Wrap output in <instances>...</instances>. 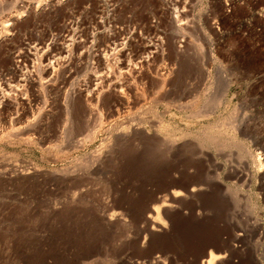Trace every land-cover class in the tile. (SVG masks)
Returning <instances> with one entry per match:
<instances>
[{
    "label": "rangeland",
    "instance_id": "374dc122",
    "mask_svg": "<svg viewBox=\"0 0 264 264\" xmlns=\"http://www.w3.org/2000/svg\"><path fill=\"white\" fill-rule=\"evenodd\" d=\"M0 32V264H264V0H0Z\"/></svg>",
    "mask_w": 264,
    "mask_h": 264
},
{
    "label": "bare ground",
    "instance_id": "6f19581e",
    "mask_svg": "<svg viewBox=\"0 0 264 264\" xmlns=\"http://www.w3.org/2000/svg\"><path fill=\"white\" fill-rule=\"evenodd\" d=\"M56 8H57V7H56ZM30 11H31V10H30ZM32 11H33V10H32ZM24 13H25V12H18L15 16H16L17 19H20V18H23V16L25 15ZM31 13H32V12H31ZM14 18H15V17H14ZM15 20H16V19H15ZM13 23H14V22H13ZM5 24H6V23H5ZM10 24H11V22L8 21V23H7L6 25H4V24H3V25H4L5 27H6V26L8 27ZM7 27H6V28H7ZM6 31H7V30H6ZM7 33H8V32H7ZM1 34H2V32H0V39H2V35H1ZM114 37H115V36H114ZM109 39H110V38H109ZM113 39H114V38H113ZM115 40H116V39H115ZM71 45H72V44H71ZM115 45H117V44H115ZM74 46H75V45H74ZM118 46H119V45H118ZM66 48H67V47H66ZM71 48H72V47H71ZM115 48H116V46H115ZM115 48H114V49L112 48V49L115 50ZM68 49H70V47H69ZM112 49H111V50H112ZM35 50H36V49H35ZM37 50H38V49H37ZM62 50H63V49L61 48V51H62ZM64 50H66V49H64ZM71 50H72V49H71ZM113 50H112V51H113ZM123 51H124V50H123L122 48H119V50L116 51L115 54L118 52V53L120 54V56H121V55H124V54H123ZM36 52H39V50L36 51ZM44 52H45V51H44ZM44 52H43V55H42V56H43V57H47L46 54L48 55V53H44ZM66 52H68V51L66 50ZM106 52H107V51H106ZM28 53H30V52H28ZM28 53H27V54H28ZM33 53L35 54L34 51H33ZM39 53H40V52H39ZM60 53H62V52H60ZM64 53H65V52H64ZM27 54H26V56H28ZM109 54H110V53H109ZM109 54H107V55H104V54H103V57H102V58H101V57L99 58V62H104V61H105V62H110L112 59L110 58L111 60L109 61V56H110ZM112 54H113V53H112ZM112 54H111V56L113 57ZM119 54H118V55H119ZM35 55L38 56L37 53H36ZM58 55H59V54H58ZM69 55H70V54H69ZM116 55H117V54H116ZM24 56H25V55H24ZM40 56H41V55H40ZM40 56H39L38 58L41 59L42 56H41V57H40ZM99 56H100V55H99ZM111 56H110V57H111ZM120 56H119V57H120ZM60 57H61V56H60ZM64 57H65V56H64ZM117 57H118V56H117ZM38 58H37V59H38ZM58 58H59V57H58ZM69 58L71 59L72 57H69ZM10 59H11V61H10L11 64H10V66L5 70V71H6V74H13V75H16V74H17V71H18V68H19V67L16 65V61H17V60L15 61L16 58H15V59H14V58H10ZM10 59H9V60H10ZM37 59H36V62H38V60H39V59H38V60H37ZM43 60H44V59H43ZM61 60H62V57H61ZM61 60L59 59V61H61ZM119 60H121L120 62L123 61L122 59H119ZM41 61H42V60H41ZM41 61H39V62H41ZM117 62H118V61H117ZM120 62H118V63H120ZM65 63H66V62H65ZM123 63L125 64L124 61H123ZM37 64H38V63H37ZM41 64H42V63H41ZM41 64H40V65H41ZM101 64H102V63H101ZM106 64H109V63H106ZM40 65H39V66H40ZM111 65H112V64H111ZM117 65H118V64H117ZM121 65H122V63H121ZM121 65H120V66H121ZM19 66H20V65H19ZM63 66H64V65H62V68H63ZM118 66H119V65H118ZM120 66H119V68H120ZM34 67H35V65H34ZM35 69H36L37 71H36ZM35 69L32 70V72L35 71V73H36L37 75L40 74V71H41L40 67L38 68L37 65H36V68H35ZM39 69H40V70H39ZM42 69H43V68H42ZM134 69H135V68H134ZM20 70H22V69H20ZM131 70H132V69H130V74L133 72V70H132V72H131ZM44 71H45V70H44ZM19 72H20V71H19ZM26 72H27V74H26ZM26 72H24V73L28 76V72H29V71H26ZM30 72H31V71H30ZM32 72H31V73H32ZM37 72H38V73H37ZM138 72H139V71H138ZM21 73H22V72H21ZM42 73H43V71H42ZM135 73H136V72H135ZM36 74H35V75H36ZM21 75H24V74H21ZM21 75H19V76H21ZM32 75H33V74H31V76H32ZM16 76H17V75H16ZM27 76L24 75L25 78H23V80H24L23 85L25 84V85H24V86H25L24 89H25L26 86H27L28 89H26V90L31 89L32 92H35V93L32 94V95H36V92H37V91H39V90H45V88L47 87V86L45 85L46 83L43 84V82H42V83H41V82H38L39 79L36 80L35 77L33 78V77H31V76H30V77H27ZM38 76H40V75H38ZM43 76H44V75H43ZM108 76H109V75H108ZM110 76H111V75H110ZM163 77H164V76H163ZM20 78H21V77H20ZM38 78H39V77H38ZM108 78H109V77H108ZM103 79H105V77H103ZM106 79H107V78H106ZM109 79H110V78H109ZM23 80H22V81H23ZM164 80H165V79H164ZM40 81H41V80H40ZM103 81H104V80H103ZM108 81L110 82L111 80H108ZM108 81H107V82H108ZM114 83H115V82H114ZM117 84H118V83H117ZM117 84H116V85H117ZM48 85H49V84H48ZM111 85H112V84H111ZM113 85H114V84H113ZM114 86H115V85H114ZM21 87H23V86H21ZM115 87H116V86H115ZM115 87H114L113 89H116ZM119 88H120V87H119ZM11 90H13V89H11ZM97 90H98V89H97ZM97 90H96V91H97ZM99 90H100V89H99ZM99 90H98V91H99ZM101 91L103 92L104 90L101 89ZM101 91H99L100 93L97 92V94L99 93V94H102V95H103L104 92L102 93ZM105 92H106V91H105ZM7 93H8V92H7ZM7 93H5V94H7ZM9 93H10V92H9ZM9 93H8V94H9ZM24 93H25V92H24ZM26 93H27V92H26ZM26 93H25V94H26ZM10 94H11V93H10ZM25 94L23 95L24 97L26 96ZM93 94H94V93H93ZM99 94H98V96H99ZM224 94H225V93H224ZM11 95H12V94H11ZM11 95H10V96H11ZM4 96H5V95H4ZM4 96H3V97H4ZM14 96H16V95H14ZM17 96H18V95H17ZM21 96H22V94H21ZM21 96H20V97H21ZM223 96H224V95H223ZM12 97H13V95H12ZM18 97H19V96H18ZM18 97H17V98H18ZM24 97H23V98H24ZM6 98H7V97H6ZM13 98H14V97H13ZM25 98L28 99V100L30 101V98H27V96H26ZM3 99H4V98H3ZM8 100H9V99L7 98L6 101H5V105L9 107V106H11V105H14V101H16L17 99L14 98V99H13L14 101H11V99H10V101H8ZM31 100H32V99H31ZM2 101H3V100H2ZM2 101H1V102H2ZM22 101H23V104H27V105L30 104V102L27 103V101H25V100H22ZM17 102H19V101H17ZM17 102H16V104H17ZM3 103H4V102H3ZM21 103H22V102H21ZM218 103H220V102H218ZM218 103H216V106H217ZM18 105H19V103H18ZM27 105H26V106H27ZM15 106H16V105H15ZM19 106H20V105H19ZM23 106H24V105H23ZM11 107H12V106H11ZM29 107L31 108V105H29ZM29 107H27V110L29 109ZM16 108H19V107L16 106ZM23 108H24V107H23ZM32 108H33V107H32ZM5 109H7V108H5ZM8 109H9V108H8ZM14 109H15V108H14ZM17 110H18V109H17ZM31 111H32V110H31ZM0 113H1V112H0ZM33 113H35V112H33ZM2 114H3V113H2ZM31 114H32V113H31ZM37 114H38V113H37ZM18 116H19V115H18ZM32 116H33V115H32ZM38 116H40V115L38 114ZM38 116H36V117L33 118L32 120H33L34 122H35V120L38 121V118H39ZM0 117H1V114H0ZM25 117H26V116H25ZM25 117H24V118H25ZM14 118H15V117H13V119H14ZM16 118H17V117H16ZM28 118H29V117H28ZM13 119H11V120H13ZM30 120H31V119H29V121H30ZM29 121H28V125L31 126V124H34V122H32V121H30V122H32V123L29 124ZM26 122H27V121H26ZM94 134H95V133H94ZM11 135H12V133H11ZM19 136H20V135H19ZM22 138H23V137H22ZM213 139H214V138H213ZM191 189H192V190H191L192 192H195V191L198 190L196 187L191 188ZM172 192H173V193H172V194H173V196H172L173 198H174V197H177L179 194H180V195L183 194L182 192L177 191V189H176V190H173ZM190 193H191V192H190ZM184 194H185V193H184ZM180 195H179V196H180ZM174 199H175V198H174ZM156 200H157V199H156ZM160 201H161V200H160ZM163 201H164V202L161 201V203H163V205H161V204H160V205L157 204L156 206H154V208H152L151 211L148 210L150 213H149V216H146V217H148V219H149L150 221H152V223H153V225L151 224L152 227L149 229L150 232H151L150 234H152V232H155V231H163V230H166L167 227H168V226H167V224H168V223H167L168 220H167V222H166L164 219H162V216H163V215L161 216V213L164 212V214L169 215V213H168V208H169V206H171L170 204H172V203L168 201L170 204H166V203H167L166 200H163ZM172 206H173V205H172ZM152 207H153V206H152ZM173 207H174V206H173ZM150 209H151V208H150ZM162 211H163V212H162ZM113 212H114V211H113ZM170 214H171V213H170ZM118 215H120V213H117V212L112 213L111 216H110V217H111L110 219H113V218H115V217L118 218ZM166 215H165V216H166ZM168 217H169V219H170L171 221L174 222V220L171 219L170 216H168ZM121 218H122V216H121ZM166 218H167V217H166ZM108 219H109V218H108ZM110 222H111V221H110ZM147 225H148V223H147ZM142 230H143V229H142ZM144 231H147V230H144ZM220 257H222V256H220ZM222 258H223V257H222ZM214 261H215V257L212 256L209 260L206 261V263L203 262L202 264H215Z\"/></svg>",
    "mask_w": 264,
    "mask_h": 264
}]
</instances>
